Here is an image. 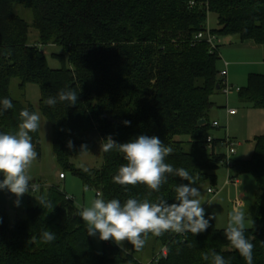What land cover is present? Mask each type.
Segmentation results:
<instances>
[{
	"label": "trees",
	"instance_id": "1",
	"mask_svg": "<svg viewBox=\"0 0 264 264\" xmlns=\"http://www.w3.org/2000/svg\"><path fill=\"white\" fill-rule=\"evenodd\" d=\"M18 3L31 11L32 23L15 12ZM211 13L217 16L218 27L211 29L217 38L237 36L264 49V0H0V101L7 97L13 103L12 109L0 113V133L18 131L21 110L37 113L34 105L13 97L11 86L17 80L23 91L28 85L40 90L38 108L51 125L52 150L65 178L70 171L84 187L95 188L98 197L121 203L128 198L155 202L164 197L171 204L177 202L175 186L189 183L169 175L161 190L151 195L143 184L113 183L126 161L115 150L102 151L109 135L117 143L140 135L158 137L173 149L165 162L186 169L196 180L192 186L216 185L224 155L208 151L207 137L214 107L211 96L218 92L217 85L222 89L220 47L196 38L207 31ZM31 26L37 31L34 41ZM50 46L59 48L52 53L59 68L48 63ZM61 89L75 91L77 103L58 101L48 106L45 100L57 97ZM239 95L243 103L264 109V73H252ZM202 119L204 125L199 124ZM30 135L41 157L40 130ZM69 140L72 149L67 147ZM217 141L221 139L214 144ZM90 152L100 166L82 169L72 162ZM234 168L239 175L252 174L257 182L248 211L252 228L245 236L254 244L253 264H264V134L255 137L252 155L235 161ZM31 192L36 194L29 195L25 218L11 224L9 192L0 190V264H142L135 254L144 247L137 251L129 242L124 251L105 241L100 253L87 234L75 198L59 186L42 185L36 191L30 187ZM41 195L53 208L39 204ZM209 216L205 213L206 219ZM45 229L56 234L55 241H42ZM224 230L211 219L209 228L196 235L149 233L145 241L154 238L158 243L154 257L162 247L168 248L167 257L151 263L211 264L202 256L215 250L229 264H246Z\"/></svg>",
	"mask_w": 264,
	"mask_h": 264
},
{
	"label": "clouds",
	"instance_id": "2",
	"mask_svg": "<svg viewBox=\"0 0 264 264\" xmlns=\"http://www.w3.org/2000/svg\"><path fill=\"white\" fill-rule=\"evenodd\" d=\"M58 101L75 105L78 94L72 90L61 89L57 97H48L45 103L48 106H55ZM0 105H2L0 113L13 108L12 100L7 97L0 101ZM19 117L21 122L18 131L14 134L0 133V175L3 176L0 180V190L7 189L14 194L17 197L15 201L17 205L20 198L30 192L31 177L28 171L37 158L30 133H35L40 127L38 113L29 112L25 108L19 112ZM123 123L129 126L131 122L125 120ZM67 147L69 149L74 147L71 140L67 142ZM101 148L105 153L115 150L123 154L126 161L113 177L115 184L121 186L143 184L151 190L149 193L151 195L152 192L161 190V186L167 183L169 175L179 176L189 183L175 186L177 202L171 204L164 197H158L155 202L149 199L140 201L128 198L123 203L119 199L107 201L102 197L92 199L78 213L87 226L88 236H96L98 233L100 240H112L122 249L123 242L127 241L139 251L144 247L145 237L149 233L160 236L171 231L179 234L190 232L196 235L209 228L210 220L215 217L205 218V209L202 207L205 202L203 195L199 188L192 186L196 184L195 178L186 169L174 168L165 162V158L173 149L165 146L158 137L140 135L129 142L117 143L109 135ZM85 149L86 145H81V150ZM38 188L39 185H31V191ZM39 204L53 208L46 195L39 197ZM245 231L246 213L241 206H234L228 213L224 234L231 247L239 252L246 264H253L254 244L246 238ZM41 239L46 244L51 243L56 240V234L45 229L41 233ZM202 258L205 261L211 260V264H229L215 250L204 253Z\"/></svg>",
	"mask_w": 264,
	"mask_h": 264
},
{
	"label": "rangeland",
	"instance_id": "3",
	"mask_svg": "<svg viewBox=\"0 0 264 264\" xmlns=\"http://www.w3.org/2000/svg\"><path fill=\"white\" fill-rule=\"evenodd\" d=\"M15 12L26 19L29 23H32V13L29 9L18 3L15 5ZM209 29H216L218 27L217 16L211 13L208 17ZM31 40H35L37 37V31L31 26ZM228 42H232L231 45H243L246 48V42L241 43L237 36L219 37L217 44H219L221 59L219 61V69L222 70L224 62H228V56L226 55V49H223L225 45H230ZM59 48L56 46H50L46 49L47 60L52 68H59L61 63L53 58L52 53L58 51ZM244 51H239L240 55ZM236 58H242L245 55L233 54ZM250 58L257 62L256 65H247L246 68L241 69L240 67H234L230 70L229 84L234 86V90L229 94V97L224 93L223 90L218 93H214L211 96V101L214 104V109L210 114V123L214 121L220 122V127L209 128L208 136L216 139H222L226 135V131L229 136L236 142L237 153L233 156V161L248 159L254 150L255 137L264 134V109L255 108L248 103H242L240 101V95L237 88H245L249 82V76L252 73H264V53L263 51L249 52ZM225 68V67H224ZM12 95L14 98L23 101L24 103H30L35 106L37 113L40 115V136L42 152L41 157L37 155L36 160L32 163L28 174L31 179L29 185L35 184L41 186L46 185H57L61 190L75 198L76 204L79 208L86 206L92 199L97 198V190L95 188H86L83 185L82 180L73 175L70 171H66V178H60V174L64 171L58 162L56 161L55 154L52 150V130L49 121L41 114L38 105L40 99V90L36 85H28L25 91L19 89L18 81L14 80L11 86ZM229 98V101H228ZM229 102V104H228ZM237 109L238 114L235 116L228 117V109ZM216 144L207 146L208 151L212 154L213 151L217 155H225L227 153L226 147H224L220 141L215 142ZM36 151V150H35ZM72 162L82 169H89L100 166L101 162L98 163L94 155L86 153L78 158H73ZM99 164V165H98ZM231 174L237 176L240 179L239 186L234 184L225 185L227 170L221 166L218 171V181L216 185L209 186L208 184L196 186L199 188L205 202L202 207L205 209V213L214 216L215 226L218 229H225L228 221V213L234 206L236 199H242L244 205L241 206L246 213V229L252 228V222L248 217V211L254 203L255 193L257 190V182L252 174L245 173L242 175L237 174L235 168L231 170ZM214 187L219 190L217 195L208 193V188ZM87 189V190H85ZM9 192V191H8ZM36 193H25L20 198V203H15L17 197L9 192L7 209L8 218L11 224L17 220L25 218V210L28 203L29 195L32 197ZM210 203H208V202ZM110 242L116 244L114 241ZM93 242L100 253H103L105 247V241L99 239V234L93 236ZM117 245V244H116ZM128 242H123V249H128ZM120 247V246H119ZM121 248V247H120ZM122 249V248H121ZM158 249V243L154 238H150L146 241L143 251L136 253L135 257L142 264H152L154 254ZM126 251V250H125ZM116 264H135L134 262L116 263Z\"/></svg>",
	"mask_w": 264,
	"mask_h": 264
},
{
	"label": "built area",
	"instance_id": "4",
	"mask_svg": "<svg viewBox=\"0 0 264 264\" xmlns=\"http://www.w3.org/2000/svg\"><path fill=\"white\" fill-rule=\"evenodd\" d=\"M196 38L198 40L206 39L207 42H209L213 48L217 49L218 47V44H217L218 38L216 35H214L211 32V29H209V27L206 32H199L196 35ZM225 63L227 66L228 63L227 62ZM220 77L222 79V89L221 90H223L224 93L227 96H229V94L234 90V87L229 84L227 68L221 70ZM237 90L239 91L240 88H237ZM236 113H237V109H230V108L228 109V114H236ZM212 127H220V123L218 121H214L212 123ZM214 141H215L214 138H212L211 136H208L207 146L214 145ZM220 142L224 147H226V150H227V153L224 155L222 159V163H221V165L225 167V169L227 170V177H226L225 185L234 184L236 186H239L240 179L231 174V170L234 165V161L232 158L237 153L236 142L229 136L227 131H226L225 137L222 138ZM60 178H65V174L63 172L60 174ZM218 192L219 190L215 189L214 187L208 188V193L212 195H217ZM98 196H100V193H98ZM235 204L239 206H243L244 202L242 199L238 198L235 200ZM167 255H168V248L167 246H164L161 248V250L158 252V254L154 257L152 261L158 262L161 257H167Z\"/></svg>",
	"mask_w": 264,
	"mask_h": 264
},
{
	"label": "crops",
	"instance_id": "5",
	"mask_svg": "<svg viewBox=\"0 0 264 264\" xmlns=\"http://www.w3.org/2000/svg\"><path fill=\"white\" fill-rule=\"evenodd\" d=\"M244 42H246V48H243V45L244 44H241V45H231V43L232 42H228L230 45H225L224 47H223V49H226V55L228 56V65L226 66V63L224 62V66H222V70L223 69H225V68H227V70H228V81H229V74L232 72L231 70H230V72H229V67H231V69L233 68V70H234V67H240L241 69H245L246 68V66L245 65H243L244 63L245 64H247V65H249V64H251V65H256L257 64V62H258V60L257 61H255V60H252L250 57V55H249V52H256V51H263V53H264V49H263V47L261 46V45H258V44H256L254 41H251V40H247V41H244ZM241 43H243L242 41H241ZM239 51H244V52H242L240 55H245V57L246 58H244L243 60H241L242 58H236L233 54H235V55H238L239 57H241L239 54H238V52ZM219 52H220V49H219ZM222 54V52H220V55ZM264 57V56H263ZM225 67V68H224ZM234 87V86H233ZM219 91H221L220 89L218 90V92ZM217 92V93H218ZM229 97V96H228ZM228 101H229V98H228ZM241 101V100H240ZM242 102V101H241ZM243 103V102H242ZM228 104H229V102H228ZM214 109H212L211 111H210V114H211V112L213 111ZM227 114H228V112H227ZM238 114V110H237V113L236 114H228V117H231V116H235V115H237ZM220 123V122H219ZM221 125V124H220ZM241 184V183H240Z\"/></svg>",
	"mask_w": 264,
	"mask_h": 264
},
{
	"label": "water",
	"instance_id": "6",
	"mask_svg": "<svg viewBox=\"0 0 264 264\" xmlns=\"http://www.w3.org/2000/svg\"><path fill=\"white\" fill-rule=\"evenodd\" d=\"M217 88L220 89V85H217ZM206 123L205 119L200 120L199 124L204 125Z\"/></svg>",
	"mask_w": 264,
	"mask_h": 264
}]
</instances>
